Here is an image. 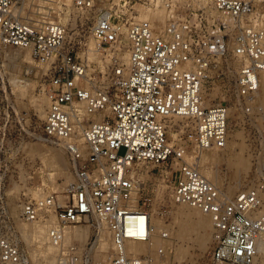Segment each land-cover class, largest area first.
I'll use <instances>...</instances> for the list:
<instances>
[{
	"label": "built area",
	"instance_id": "built-area-1",
	"mask_svg": "<svg viewBox=\"0 0 264 264\" xmlns=\"http://www.w3.org/2000/svg\"><path fill=\"white\" fill-rule=\"evenodd\" d=\"M99 2L73 0L77 16L65 20L61 0H0V45L50 62L49 103L31 138L61 147L73 177L61 203L55 194L25 199L20 219L55 216L49 240L61 246L63 264H88L90 256L85 263L78 243L64 246V228L88 223L98 232L105 225L119 247L130 239L150 242L152 213L133 172L139 166L149 174L165 168L173 175L174 202L213 219L212 264H253L264 243V107L256 103L264 72V0H113L117 7L162 6L166 23L159 30L139 21L125 27L112 9H98ZM87 23L90 40L107 60L96 77L79 55L83 41L75 40ZM123 44L125 63L117 57ZM228 58L238 62L228 81L235 102L212 104L209 92L217 93L220 70L231 71L229 62L221 63ZM79 105L102 119L82 118ZM232 107L242 117L252 164L249 185L229 198L203 176L197 160L225 146ZM3 114L10 115L7 109ZM256 117L262 118L258 128L252 124ZM175 118L185 120V127H171ZM161 237L170 239L165 230ZM169 250L159 246L157 257L115 253L109 264H168ZM25 257L15 231H0V264H21Z\"/></svg>",
	"mask_w": 264,
	"mask_h": 264
},
{
	"label": "rangeland",
	"instance_id": "rangeland-1",
	"mask_svg": "<svg viewBox=\"0 0 264 264\" xmlns=\"http://www.w3.org/2000/svg\"><path fill=\"white\" fill-rule=\"evenodd\" d=\"M68 9L67 20L75 19L77 14L72 10L73 9V0H61ZM98 9H112L113 14L122 18V24L125 27H128L131 23L138 21V18L142 11L148 12H160L165 15V12L162 11V6L156 7H145V6H114L113 0H99ZM64 7V6H63ZM79 20L77 21V23ZM80 25V22H79ZM91 23H87L84 26V30L80 31V37H76L75 40L83 41L84 47L80 50L79 55L84 59L87 63L88 59L85 56V51L87 49V43L89 42V28ZM76 32V31H75ZM26 51L19 50L12 47H5L0 45V128H4L5 136L0 133V231H8L9 229L15 231L16 238L19 244L24 249L25 259L27 258L28 249H31V252L35 251L36 246L34 244H30L27 247L25 241L19 239L17 233L18 220L20 219L21 205L25 199L29 200H39L32 196L31 192L36 191L39 195L48 196L54 195L58 196L59 201L63 199V192L68 185L67 177L58 176L54 182L58 190H51V179L49 174L52 173L51 169L42 161L39 154L34 152H27V147H31L36 152H55L60 147L48 142L45 139L37 140L32 139L31 135L34 132V129L38 127L40 122L44 119L40 116L33 103L31 102L33 98L40 100L42 98H48V92L52 89V82L50 80L49 69L47 71H43L41 66L43 64L38 63L33 60V63H28L24 60V55ZM105 55L99 54V60L102 62H106L107 60L104 57ZM118 59L121 61L120 57ZM230 63V73L227 69L220 70L219 80V89L217 93L209 92V97L213 100L212 104L224 103L229 104V106H233L234 99L231 98L230 87L228 85V81L232 79L235 75V71L238 68V62L234 59H222L221 63L225 64V62ZM123 62V61H121ZM90 73L93 77L96 75H100L101 71L106 70V66L104 68H100L98 62H89ZM106 65V64H105ZM223 73V74H222ZM27 83L29 86L26 89L25 94H20L19 91L16 90L14 86V80ZM15 80V81H16ZM217 79H212V81H216ZM231 81V80H230ZM222 82H225L222 83ZM262 90V89H261ZM260 90V92H261ZM213 93V94H212ZM261 95H264L262 92ZM38 99V100H39ZM222 99H225L222 100ZM2 100V101H1ZM44 100V99H43ZM49 100V99H48ZM48 106V105H47ZM44 109H46V107ZM9 111V117L7 118L4 114V110ZM230 134L239 136V147L237 148L238 156H243L248 160L249 169L247 172L239 175L234 174L232 168L228 165L227 158L220 160L217 164L213 165L218 184L217 186L221 189L227 196L229 195V187L231 183L236 181V179H240L243 185L240 187L241 189L238 191L245 189L248 185V175L251 168V157L248 153V149L246 147V137L247 134L242 130L241 127V115H239L236 108H230ZM261 118L256 117L253 119V127H259L262 123ZM186 122L181 119L176 122L173 120L170 122V126L173 128L185 127ZM170 133L173 134L175 131L170 130ZM176 134V133H175ZM230 135V136H231ZM231 140V139H228ZM19 143H23L19 145ZM126 150L121 148L119 151V155L123 156ZM235 153V154H237ZM66 153L63 152L64 158L66 159ZM235 156H231L230 160H234ZM67 163V161L65 160ZM67 171H70V166L68 167L67 163ZM66 171V172H67ZM168 173V174H167ZM138 180L143 183V186L140 187L143 190L142 198L145 199V202L148 204V208L153 214V217L156 219H160L163 221L164 225L169 227L170 229H176L174 224V218L176 216V211L181 207V205L174 203L172 198V191L170 189V181L173 178V175L170 173V169H155L152 175H145L146 173L143 169L139 170ZM72 176V175H71ZM73 178V177H72ZM17 189V190H16ZM238 192L236 194H238ZM235 194V196H236ZM234 196V197H235ZM229 197V196H228ZM139 198V196H138ZM14 207V208H13ZM15 208H17V213L15 212ZM184 208V207H183ZM188 209V207H185ZM13 210V211H12ZM15 212V213H13ZM24 224H29L25 221H22ZM44 223V222H42ZM90 226L88 223H83L80 225L70 226L68 228H78V227H87ZM17 228V229H16ZM173 232V231H172ZM210 233V231H209ZM98 232H95L92 235L91 240L85 246H82L79 242L74 241L66 246L71 245L72 243H78L80 248L81 256L85 259V263H87V256H90L91 261H88V264H109V262L113 259L115 250H111V252L105 254L107 257L95 256L94 255V242L97 238ZM195 237V235H193ZM213 237V234H211ZM172 239V243L169 246V254H168V264H212L211 255L213 242L212 240L208 242L207 250L202 249L195 241L191 242H182V240L177 239L173 234L170 235ZM170 240V239H169ZM186 247L189 248L188 259L179 262L175 258L176 249L178 247ZM35 247V248H34ZM61 251V250H60ZM115 251V252H114ZM171 251V252H170ZM119 254V253H118ZM110 258V259H109Z\"/></svg>",
	"mask_w": 264,
	"mask_h": 264
},
{
	"label": "bare ground",
	"instance_id": "bare-ground-1",
	"mask_svg": "<svg viewBox=\"0 0 264 264\" xmlns=\"http://www.w3.org/2000/svg\"><path fill=\"white\" fill-rule=\"evenodd\" d=\"M67 19V15L65 17V20ZM139 22H149L150 25L154 30H159L165 26L166 23V16L164 14H161L160 12H148V11H142L138 18ZM125 44H123L122 47L118 48V56L120 57L121 61L124 63L128 60V52L125 50ZM27 53L24 55V60L28 63H33V59L31 57V54L26 51ZM85 56H87L88 63L89 62H98L100 68H104L107 65V61L104 63L99 60V48L95 41L89 40L87 43V49L85 51ZM106 64V65H105ZM50 62L43 64L41 66L43 71H47L49 68ZM259 79L261 81V92L259 91L256 99V103L260 105L261 107H264V95H261V93H264V72H261L259 74ZM16 80V79H15ZM14 80V86L17 91L20 92V94H25L26 89L28 88V84L20 81ZM39 98L32 99V105L36 108L38 113L42 118L45 116V109L44 107L48 105L49 100L48 98H42V100H38ZM44 99V100H43ZM78 107L82 108L80 109V116L86 119L92 118L94 120H100L102 119L103 115L97 116V115H90L86 113V111L83 109L84 107L79 105ZM231 114V111H230ZM178 118H175L173 121L176 122ZM262 121V118L260 119ZM185 121V120H184ZM230 132L228 133L226 144L223 148H215L208 151L203 152L197 162L201 168V173L203 176H205L212 184H214L216 187L219 186L218 180L213 168L214 164H217L220 162V160L227 158L228 165L232 168V171L235 175L239 177L244 172H247L249 169V163L246 158L243 156H238L237 148H240L239 145V136L237 135H231ZM173 137H176V134H173ZM231 139V140H228ZM85 148H83L84 150ZM27 152L30 150L31 152H34L36 154H39L42 161L45 162V164L53 171L49 174V177L51 179V190H58L59 188L56 187V184L54 180L58 176H65L67 177L68 184H70L73 181L71 172L67 171V163L68 167L69 162L68 158L66 156V159L64 158L63 152H65L61 147L58 150H55V152H36V150H33L31 147H27ZM29 151V152H30ZM237 153V154H235ZM66 155V154H65ZM231 156H235V159L232 161ZM191 158L195 159V156H191ZM67 161V163L65 162ZM152 167H150L151 169ZM143 169L142 166H139V168H135L133 174L136 176H139V170ZM149 169V168H148ZM67 171V172H66ZM148 170L145 169V175L149 174L147 172ZM168 174V173H167ZM245 174V173H244ZM243 185L242 181L240 179H236L233 183H231L229 187V198H233L235 194L241 189L240 187ZM143 186V183L139 182V188ZM144 187V186H143ZM17 190V189H16ZM32 196L35 198H44L45 196L39 195L36 191L31 192ZM137 199H139L137 197ZM35 200V199H34ZM58 198V203H61ZM174 201V200H173ZM175 203V202H174ZM177 204V203H176ZM182 208L178 209L176 211V216L174 220V224L176 226V229L172 230L169 227L165 226L163 221L160 219H156L153 217V214L151 216V226H152V238L150 242H137L134 240H127L124 245L122 246H116L112 242L111 233L109 232L108 228L104 225H100L99 231L97 234V238L94 242L93 250L95 256H106L105 254L111 252V250H115L119 254L125 255V256H131V257H137L140 255L149 254L153 257H157V249L161 245L170 246L172 243V239L170 240H163L161 237V232L167 231L169 235L173 234L177 239L182 240V242H191L195 241L197 245H199L202 249L207 250V244L209 240L213 242V237H211L212 229H213V219L209 214H206L202 212L199 209L193 208L187 204H179ZM21 207V206H20ZM184 207V208H183ZM185 207H188L185 208ZM14 208V207H13ZM17 213V208L14 209ZM13 211V210H12ZM13 212V213H15ZM134 217L130 216L127 220L128 223L131 224L134 221ZM44 222V223H42ZM18 237L19 239L22 238L23 241L28 245L34 244L36 246L35 251L31 252V249H28L27 258L25 259L24 263L21 264H63V261L60 259V247H56L54 244H52L49 240V231L53 226L57 224V220L55 216H52L47 221H37L29 224H24L21 219L18 220ZM128 228H130V225H128ZM173 231V232H172ZM210 231V233H209ZM95 233V230L88 226L86 227H76V228H64V246L67 244H70L71 242L77 241L82 246H85L89 243V241L92 238V235ZM195 235V237H193ZM35 248V247H34ZM171 249V248H170ZM114 251V252H115ZM171 252V251H170ZM26 253V252H25ZM190 251L189 248H184L182 246L178 247L176 249L175 258L182 262L185 259H188ZM110 259V258H109ZM168 259V257H167ZM186 261V260H185ZM253 264H264V243H260L259 245V252L253 262Z\"/></svg>",
	"mask_w": 264,
	"mask_h": 264
}]
</instances>
